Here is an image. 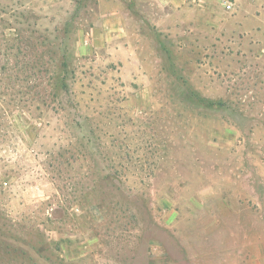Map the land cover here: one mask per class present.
Listing matches in <instances>:
<instances>
[{"label":"rangeland","instance_id":"obj_1","mask_svg":"<svg viewBox=\"0 0 264 264\" xmlns=\"http://www.w3.org/2000/svg\"><path fill=\"white\" fill-rule=\"evenodd\" d=\"M0 227V264H264V0H0Z\"/></svg>","mask_w":264,"mask_h":264},{"label":"built area","instance_id":"obj_2","mask_svg":"<svg viewBox=\"0 0 264 264\" xmlns=\"http://www.w3.org/2000/svg\"><path fill=\"white\" fill-rule=\"evenodd\" d=\"M230 6H231L230 4H227V5H226V8H230Z\"/></svg>","mask_w":264,"mask_h":264},{"label":"trees","instance_id":"obj_3","mask_svg":"<svg viewBox=\"0 0 264 264\" xmlns=\"http://www.w3.org/2000/svg\"><path fill=\"white\" fill-rule=\"evenodd\" d=\"M60 80L62 81V78H60ZM0 229H1V227H0Z\"/></svg>","mask_w":264,"mask_h":264}]
</instances>
